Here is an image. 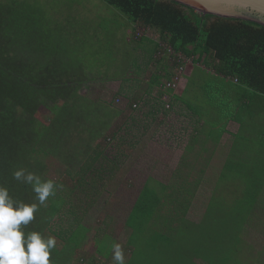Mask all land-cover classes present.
<instances>
[{
	"label": "trees",
	"instance_id": "obj_1",
	"mask_svg": "<svg viewBox=\"0 0 264 264\" xmlns=\"http://www.w3.org/2000/svg\"><path fill=\"white\" fill-rule=\"evenodd\" d=\"M105 2L126 15L136 25V30L142 26L160 33L155 57L159 61L169 59V79L176 74V68L184 64L183 57L195 60L197 55L215 75L240 86L234 90L236 102L230 95L226 96L235 107L243 101L239 95H245L247 102L248 98L264 95V25L241 18L204 14L174 0ZM44 16L41 8L23 0H0V185L6 186L18 201L38 203L32 186L14 179V171L24 168L48 180L44 158L57 157L70 165L77 174L72 187L60 189L55 182V195L39 206L34 220L25 227L26 232L35 230L48 236L47 231L55 219L63 212L72 211L71 201L76 192L95 199L103 192L104 181L117 175L119 158H109L107 139L108 135L110 141L118 137L120 130L109 131L112 116L119 114L117 111L110 113L101 98L80 93L96 79L94 70L84 64V56L78 50V44L85 42L83 34L74 33V27L67 25L62 34L55 33L56 24L50 26ZM143 36L138 32L135 38ZM165 46H170L173 54L164 56ZM218 88L227 94L233 90V87ZM250 91L254 93L251 97ZM144 95L145 92L136 94L129 106L136 108ZM158 97L161 99L163 95L158 93ZM42 107L53 114L48 123L38 117ZM221 114L220 110L217 116ZM102 115H109V119L100 122ZM226 117L228 121H241L239 117L235 119L234 113ZM214 123L215 132L213 129L211 133H215V140L219 141L227 132L226 125L221 131V125ZM193 172L178 167L168 182L148 176L126 218V227L131 230L128 244L132 250L125 264H184L187 261L194 264L197 258L203 257L195 245L191 253L185 245L187 235L191 237L189 241H194L187 229H192L197 222L190 219L197 197L203 192L208 199L212 195L201 185L205 181V171H199L201 174L197 177ZM263 175L264 172L258 173L259 178ZM260 194V188L248 186L241 199V203H245L241 213L251 212L258 206ZM219 203L221 201L215 199V209ZM221 211L230 214L225 207ZM222 219L218 234L215 229V255L219 251L227 252L228 240L225 239L233 234L232 229L236 232L232 236L239 241L247 221ZM90 231L82 215L76 213L62 247L52 250L53 264H75L72 263L75 259L82 264H107L112 258L115 238L104 233L96 242L95 254L86 257L81 254ZM104 235L110 239L101 243ZM233 262L242 264L231 255L222 261L215 259V264Z\"/></svg>",
	"mask_w": 264,
	"mask_h": 264
},
{
	"label": "rangeland",
	"instance_id": "obj_2",
	"mask_svg": "<svg viewBox=\"0 0 264 264\" xmlns=\"http://www.w3.org/2000/svg\"><path fill=\"white\" fill-rule=\"evenodd\" d=\"M23 1L41 8L45 12L43 19L49 21L50 26L56 24L55 33L58 31L62 34L64 25H67L74 27H72L74 33L83 34L85 42L78 44V50L84 56V64L94 70L96 79L90 83L89 88L82 89L80 93L91 98H101L105 102L103 106L111 111L110 113L114 111L119 113L112 116L109 128V131L120 130L118 137L110 141L108 135L107 142L109 143V158L115 160L119 158L117 162L120 163V170L115 177L104 181V184L101 185L103 192L97 198L94 199L93 196L88 197L76 192L71 201L73 213L68 210L57 217L48 229L47 235L56 238V247H62L69 233V223L77 213L82 215L85 223L91 227L84 252L81 255L86 257L94 255L99 237L104 233H109L115 238L116 243L122 245L125 261H127L132 250L128 244L131 230L125 224L127 215L148 176H154L164 182L169 181L175 171V165L170 164L180 157L178 150L180 147L176 148L173 143L178 141V134L181 131L189 128L187 120L178 119L179 117L174 114L172 117L178 120H175L173 126L151 121L149 119L151 106L153 103L157 105L159 101H163V98L159 99L158 93L156 94L160 89L152 87L154 89L152 93V89L148 91L146 85L133 87L131 84H126V82L131 83L132 80L147 82L150 78L152 69L147 64V60L142 58V55L147 53L146 58L151 59L148 53H153L155 42L148 36V33L152 34V32L150 33V29L147 31L140 26L134 34L136 36V33L139 32L144 36L135 38L130 31H134L137 28L136 25L130 22L127 16L118 9L107 4L105 0ZM73 17L75 19L71 20ZM65 40L68 44V39ZM71 42L77 45L73 40ZM147 43H149L148 46ZM164 51V56L173 54V49L170 46H165ZM184 61L186 74L183 76V81L178 84L175 90L171 89L179 94L182 92L184 80H187L188 74L195 65L190 57H184ZM200 62L203 64L202 61ZM156 64L160 71L156 75L154 74L152 84L159 85L166 77L164 71L167 67V58H163V61L160 62L157 61ZM199 69L194 80H191L189 91L193 94L194 88L199 87L197 90L198 96L201 97L199 102L207 112L206 123L212 122L207 125L210 136L215 135V133H211L214 129V122L221 125L220 130L222 131L228 123L226 115L230 113H234L235 119L241 115L239 117L241 121L236 120L240 123L239 128L231 132L232 138L230 139L233 141V147L230 156H227L226 164L222 165V168H218L221 171L215 172L216 169H213L203 172L205 181L201 185L206 188V191L208 189V193L212 195L208 199L203 192L197 197L190 213V219L197 222L192 229H187L192 234L194 241H189L191 237L187 235L185 245L188 252L195 245L203 253V257L197 258L194 264H210L211 261L215 264V259L222 261V258L230 255L232 258L235 256L236 260L242 264H264V211L256 205L251 212L244 210L241 213L245 206V203H241V199L244 197V192L248 189L250 181L261 179L258 177V173L264 172V95L257 96L256 99L248 98L247 106L244 105L243 100L235 107L233 102L226 99V92L221 91V88L217 89V87L240 86H234L229 82H212V79L202 72L201 68ZM121 79L125 81V85H122ZM165 86L166 81L162 87L167 89ZM162 87L160 88L162 89ZM144 89L145 99L142 102L139 101L136 108H131L130 101ZM253 94L250 91L249 97ZM164 100L165 113L171 108V101L165 97ZM100 106L102 108L101 103ZM98 108L100 111L99 106ZM220 110L222 114L217 116ZM168 114L161 115V117L167 118ZM109 115H102L99 121L108 120ZM52 116V112L45 107L40 108L38 112V117L45 123H48ZM156 123L158 124L156 125ZM166 128L172 129V131ZM170 133H174L176 136L175 141H170L168 138ZM223 141L224 138L221 142L223 143ZM44 163L47 178L58 183L60 189L68 190L72 187L77 174L72 171L73 169H70V165L53 156L44 158ZM199 168L200 166H197L196 171L193 172L194 177L201 174ZM215 199L221 201L216 209ZM210 202L212 203L211 208ZM224 207L230 214L221 211ZM215 212L219 213L215 214ZM222 218L226 220L243 218L247 221L244 223V231L239 241L236 242L232 236L236 233L232 229L233 234L225 239V241L228 240L225 245L228 249L227 252L222 253L218 250L221 255H215V229L217 228L218 234L219 227L224 220ZM109 239L108 235H104L101 243ZM103 262L104 259L101 263ZM187 262L184 264H189ZM72 263L82 264L77 259ZM107 264H114L113 259L111 258Z\"/></svg>",
	"mask_w": 264,
	"mask_h": 264
},
{
	"label": "crops",
	"instance_id": "obj_3",
	"mask_svg": "<svg viewBox=\"0 0 264 264\" xmlns=\"http://www.w3.org/2000/svg\"><path fill=\"white\" fill-rule=\"evenodd\" d=\"M149 31L150 33L152 32V34L148 33V36L152 38V41L155 42L154 50H153V53H148L151 56L150 60L146 58L147 53L142 55V58L147 60V64L152 69L150 78L148 79L147 82L132 80L131 83L126 82V84H131L133 87H141V85H146V87H148L147 88L148 91L152 89V93L154 91L152 87H156V89L157 88L160 89L156 92V94L161 93V95H163V99H162L163 101H165L164 97L168 99V101L169 100L171 101L170 103L171 108L168 111H165V113H164L165 104L163 103V101H159L157 105L156 103H153V105L151 106L150 112H149L151 115L149 119L153 121L154 123L158 121L159 124L167 123L168 125L173 126L175 120H178V119H183L185 121L187 120V125L191 129L185 127L186 128L185 131L183 130V132L181 131L178 134L179 139L178 141L175 142L177 144L173 143V145L176 148L180 147L178 148V150L180 151V157L176 161H174V163L172 164L169 163L172 166L175 165L174 167L175 170L178 167L180 168L184 167L185 170L190 169V170L196 171L197 166H200L199 171H210V170L212 171L213 169H216L215 172L221 171L219 169L222 168V165L226 164L227 156H230L231 148L233 147V141L230 139L232 138L231 132L238 130L240 123H238L236 120H233V119L228 121V123L226 124L227 132H225V134L221 138V140H223L224 138L223 143L221 142V140L216 141L215 135L210 136V132L207 131V125H208L206 123L207 122V112L205 111L203 107H201L202 103L199 102V100H201V97L198 96V91H197L199 87L194 88L193 94L189 90L191 88L190 86L191 80L192 79L194 80L195 74L197 73L198 70H200L199 68H201V71L207 74V76H209L212 79V82H217V83L228 82L227 79L221 76L215 75L214 71L206 67V65L203 62V58H199V56L196 55L195 60L193 59L195 63L194 68L188 74L187 80H184V83H183L184 85L182 88V92L180 94L176 93L175 91H171V89L168 90L162 87L164 82L167 81L170 77V73H167V68L169 65H171L169 59H167V67L164 71V73H167L166 77L163 78V81L159 85H157L156 83L152 84L153 79H154L153 77L154 74L156 75L160 71L159 66L156 64V62L159 61L156 58L157 57L156 50L158 47V41L160 40V33L153 28H150ZM130 32L133 33L135 37L134 32H136V29ZM148 44L149 43H147V46ZM200 61H202L203 64H201ZM122 81H123L122 85H125V81L124 80ZM233 82H235V80H233ZM160 87H162V89ZM234 90H235V87H233V90L229 94L226 93V96L229 97L230 95L233 101H235ZM144 91L145 89L142 92L144 93ZM145 97L146 95H144L143 99H145ZM239 97L244 100V104L247 103L245 95H239ZM143 99L140 102H142ZM209 106L212 107L211 104H209ZM166 113H169L168 115H166L167 118L161 117V115H165ZM172 114L176 115L179 118L178 119L173 118ZM159 116H160V119H159ZM212 121L214 120L212 119ZM158 123H156V125ZM209 123H212V122H209ZM205 126H206V129L204 130ZM166 129L170 130L168 128ZM170 131H172V129ZM175 137L176 136H174V133H170V136H168V138H170V141L172 140L175 141ZM187 166H193V167L188 168ZM214 166L215 168H213ZM250 182L251 183L248 186H255V187L262 189L258 207L264 211V177L261 179L250 181Z\"/></svg>",
	"mask_w": 264,
	"mask_h": 264
},
{
	"label": "clouds",
	"instance_id": "obj_4",
	"mask_svg": "<svg viewBox=\"0 0 264 264\" xmlns=\"http://www.w3.org/2000/svg\"><path fill=\"white\" fill-rule=\"evenodd\" d=\"M14 179L32 186L38 203L14 199L6 186L0 185V264H53L50 259L57 241L40 231H25L34 220V214L50 196L55 195L56 184L24 168L14 171ZM114 264H125V253L120 243L112 245Z\"/></svg>",
	"mask_w": 264,
	"mask_h": 264
},
{
	"label": "water",
	"instance_id": "obj_5",
	"mask_svg": "<svg viewBox=\"0 0 264 264\" xmlns=\"http://www.w3.org/2000/svg\"><path fill=\"white\" fill-rule=\"evenodd\" d=\"M204 14L241 18L264 25V0H174Z\"/></svg>",
	"mask_w": 264,
	"mask_h": 264
},
{
	"label": "built area",
	"instance_id": "obj_6",
	"mask_svg": "<svg viewBox=\"0 0 264 264\" xmlns=\"http://www.w3.org/2000/svg\"><path fill=\"white\" fill-rule=\"evenodd\" d=\"M186 57V56H185ZM183 61H184V57L182 58ZM181 59V60H182ZM185 61H184V64L182 65H179L176 69H177V72L174 76H172L171 79L167 80L166 81V86L167 89H173L175 90L178 86L179 83H182L183 81V76L186 74L185 73V69H186V65H185Z\"/></svg>",
	"mask_w": 264,
	"mask_h": 264
}]
</instances>
